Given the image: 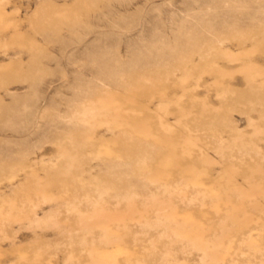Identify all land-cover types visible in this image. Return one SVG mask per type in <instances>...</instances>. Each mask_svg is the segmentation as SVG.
I'll list each match as a JSON object with an SVG mask.
<instances>
[{"label":"rangeland","instance_id":"obj_1","mask_svg":"<svg viewBox=\"0 0 264 264\" xmlns=\"http://www.w3.org/2000/svg\"><path fill=\"white\" fill-rule=\"evenodd\" d=\"M0 264H264V0H0Z\"/></svg>","mask_w":264,"mask_h":264}]
</instances>
